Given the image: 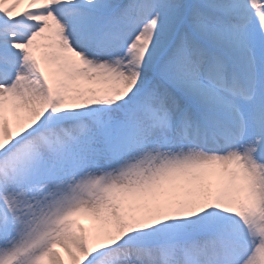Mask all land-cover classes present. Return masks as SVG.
Wrapping results in <instances>:
<instances>
[{
    "label": "snow or ice",
    "instance_id": "snow-or-ice-1",
    "mask_svg": "<svg viewBox=\"0 0 264 264\" xmlns=\"http://www.w3.org/2000/svg\"><path fill=\"white\" fill-rule=\"evenodd\" d=\"M0 264H264V0H0Z\"/></svg>",
    "mask_w": 264,
    "mask_h": 264
}]
</instances>
